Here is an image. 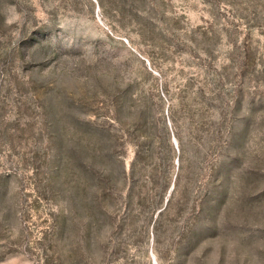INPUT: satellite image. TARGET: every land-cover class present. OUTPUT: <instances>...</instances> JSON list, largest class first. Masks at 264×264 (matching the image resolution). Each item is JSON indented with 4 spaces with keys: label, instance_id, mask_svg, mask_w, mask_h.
<instances>
[{
    "label": "rangeland",
    "instance_id": "374dc122",
    "mask_svg": "<svg viewBox=\"0 0 264 264\" xmlns=\"http://www.w3.org/2000/svg\"><path fill=\"white\" fill-rule=\"evenodd\" d=\"M0 264H264V0H0Z\"/></svg>",
    "mask_w": 264,
    "mask_h": 264
},
{
    "label": "clouds",
    "instance_id": "9594fccd",
    "mask_svg": "<svg viewBox=\"0 0 264 264\" xmlns=\"http://www.w3.org/2000/svg\"><path fill=\"white\" fill-rule=\"evenodd\" d=\"M14 19H18V16H17V17H15V18H13V17H10V18H8V19L6 20V23H9V24H11V23H13V22H14Z\"/></svg>",
    "mask_w": 264,
    "mask_h": 264
}]
</instances>
